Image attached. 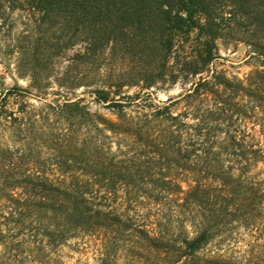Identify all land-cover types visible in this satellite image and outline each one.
I'll return each mask as SVG.
<instances>
[{"label": "trees", "instance_id": "obj_1", "mask_svg": "<svg viewBox=\"0 0 264 264\" xmlns=\"http://www.w3.org/2000/svg\"><path fill=\"white\" fill-rule=\"evenodd\" d=\"M5 2L39 14L48 56L72 49L89 64L106 49L137 50L141 66L96 85L114 118L82 98L37 104L19 83L3 91L0 264H65L74 240L100 264L122 251L142 264H242L200 251L235 240L237 224L264 235L254 171L264 163V0H0V11ZM222 38L247 42L262 67L244 78L214 67ZM160 82L183 91L158 101L119 93Z\"/></svg>", "mask_w": 264, "mask_h": 264}, {"label": "rangeland", "instance_id": "obj_2", "mask_svg": "<svg viewBox=\"0 0 264 264\" xmlns=\"http://www.w3.org/2000/svg\"><path fill=\"white\" fill-rule=\"evenodd\" d=\"M8 5L9 2H5L0 11V97L4 90L19 83L29 89L30 100L34 103L39 104L41 99L60 103L66 98H82L94 112L114 118L106 104L95 100V87L96 85L110 87L111 83L118 85L131 77L129 75L135 73L141 66L138 51L132 50L129 53L119 49L110 52L106 49L89 64L80 58L72 59V49L59 55L53 48L48 56V51L44 49V38L42 39L40 34L39 14L30 12L28 8H12ZM233 33L235 37L242 35L238 30H234ZM218 46L219 56L213 66L225 70L229 76L237 75L244 78L253 69L262 67L263 62L253 55L251 46L245 41L222 38L218 40ZM33 71L37 73L34 79L31 75ZM79 79L87 81V85H79ZM182 86L180 83L169 85L167 82H160L150 88H145L142 84L125 85L120 88L119 93L150 94L152 99L158 101L180 94L183 91ZM11 99V106H15L19 103L21 95L15 93ZM255 132L264 140L259 126H256ZM254 171L259 178L264 179V163H259ZM154 208L156 205L152 210ZM146 210V207H141L140 213ZM234 232L235 240H222L218 236L200 251V255L210 258L220 252L228 259L234 254L233 257L243 259L242 264H264V235L251 234L247 227L240 224H237ZM78 242L74 240L71 245L64 248V263L100 264L97 251L90 244L84 246L80 241L79 246ZM94 244L92 242L91 245ZM112 259H115V264H142L143 258L122 251Z\"/></svg>", "mask_w": 264, "mask_h": 264}]
</instances>
